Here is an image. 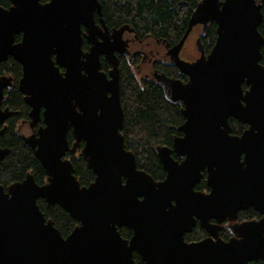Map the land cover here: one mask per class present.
<instances>
[{
    "label": "water",
    "instance_id": "95a60500",
    "mask_svg": "<svg viewBox=\"0 0 264 264\" xmlns=\"http://www.w3.org/2000/svg\"><path fill=\"white\" fill-rule=\"evenodd\" d=\"M9 2V8L0 5V63L11 58L21 66L18 90L32 108L30 117L46 107L39 138L22 141L47 183L37 185L28 174L6 189L0 185V264H136L133 253L144 264L264 262V39L258 32L263 0H201L168 51L188 81L157 78L165 99L183 104L184 118L176 128L183 136L173 138L172 148L154 149L166 174L159 182L136 168L120 133L123 111L113 52L125 44L123 33L132 30L109 31L98 0ZM212 23L216 38L205 55L201 40ZM197 25L202 27L196 41L200 57L186 63L179 52ZM83 38L88 53H82ZM100 56L112 63L110 80L100 72ZM58 67L66 69V78ZM10 87L11 79L0 77V106ZM12 115L0 107V137L1 125ZM229 119L246 126L240 135L231 134ZM69 127L76 139L72 148L66 140ZM81 140L82 158L94 174L87 186L63 159ZM8 152L0 148V162ZM202 173L207 194L194 192ZM39 199L77 222L69 235L62 237L46 220ZM248 208L260 218L237 223L238 213ZM210 220L227 221L232 237L216 238L218 226ZM196 221L210 237L186 243L184 235ZM122 227L131 231L128 240L118 231Z\"/></svg>",
    "mask_w": 264,
    "mask_h": 264
},
{
    "label": "trees",
    "instance_id": "16d2710c",
    "mask_svg": "<svg viewBox=\"0 0 264 264\" xmlns=\"http://www.w3.org/2000/svg\"><path fill=\"white\" fill-rule=\"evenodd\" d=\"M49 0H41L46 3ZM201 0H98L101 5L102 19L109 29H118L128 26L139 38L150 34L175 45L182 38L190 16ZM260 0H256L259 2ZM0 5L9 8V0H0ZM262 22L258 32L264 39V0L262 4ZM216 26L210 25L204 48L210 51L215 41ZM20 36L16 37V41ZM261 61L264 67V44L261 47ZM121 90L122 109L124 111L121 135L127 150L131 151L137 163V168L150 174L154 180L164 177V172L155 155L156 145L170 146L171 134L174 126L182 122L179 111L168 104L158 87L151 84L144 85L141 91L129 74L124 70ZM10 75L15 83L20 76V66L13 59H8L0 64V75ZM243 86V89H246ZM6 105L11 110L18 111L6 121L7 128L0 137V147L7 148L8 154L0 162V185L6 189L10 184L21 182L27 174H31L38 185L46 182V175L40 163L20 141L15 132V123L20 118L26 117L27 107L16 87L6 93ZM231 134L240 135L246 126L234 119H229ZM72 163L74 175L81 186H87L94 180L92 171L87 168L82 156L79 154L66 156ZM201 190L206 189L205 182L199 185ZM37 205L47 220L53 222L54 227L62 237H66L76 227L77 222L70 218L68 213L57 205L47 207L43 200H38ZM240 220H258V213L251 208L238 214ZM121 235L128 238L130 231L122 229ZM201 237L199 229L192 232L189 239ZM138 262L139 258L135 256ZM139 264V263H138ZM251 264H264L257 261Z\"/></svg>",
    "mask_w": 264,
    "mask_h": 264
},
{
    "label": "flooded vegetation",
    "instance_id": "af4514ba",
    "mask_svg": "<svg viewBox=\"0 0 264 264\" xmlns=\"http://www.w3.org/2000/svg\"><path fill=\"white\" fill-rule=\"evenodd\" d=\"M95 22H96L97 25H99V21H98L97 17H95ZM210 25H209V28H210ZM201 29H202V27L200 25L195 26L192 29V31L190 32V34L187 37V39L185 40V42H184V44H183V46H182V48H181V50L179 52V58L183 62L193 63L194 61H196L200 57V54L198 53L196 41H197V39H198V37H199V35L201 33ZM108 30L111 31V29H109V28H108ZM206 36H207V34H206ZM206 36H205L204 39L201 40V44L203 46L205 55H207L208 52H209V51H206L205 48H204V40L206 39ZM20 38H21V36H20ZM122 41L125 43L123 45V47L120 48L119 51H114L113 52V55L116 57L117 62H118V65H117V69H118L117 80H118V86H119L120 104L122 103L121 90H122V84H123V80L122 79H123V77L125 75L124 70L129 72L133 82L137 86L140 87L141 91L144 89V85H146V84H151V85H155L156 87H158L160 89V91L162 92L163 99L168 104H170L171 106H174L175 108H177V110L179 111L180 116L182 117V122H180L177 126L173 127L174 133L171 134L170 146H164V145H161V146L160 145H156L155 146V147H157V146L167 147V148L171 149L172 148V144H173V138L174 137L181 138L183 136V133L178 132L176 130V128H178L184 122V118L181 115V109L183 107V104L181 102H180L179 105H172L171 103H169L165 99L164 93L162 91V87L158 83L157 78L159 76H164L167 79L181 81L183 84L187 83L188 77L186 75H180L179 74L178 69L172 65V63L170 61V57L168 56V51L174 46V44L171 45L167 41L162 40V39H158V38H156V37H154V36H152L150 34L144 36L143 38H139L138 35L135 32H133V31H131V32L125 31L123 33V35H122ZM213 44H212V46H213ZM89 48H90V45L88 44L87 40L85 38H83L82 53H88ZM52 58H54V57L52 56ZM6 61H4V62H6ZM112 69H113L112 63L107 61V60H104L103 56H100V72L104 73L108 80L111 79V77L109 76V72ZM58 72H59V75L61 76V78H63V79L66 78V76H65L66 69H64L62 67H58ZM81 75L82 76H84V75L87 76V74L85 73L84 69H81ZM21 76H22L21 66H20V76H19L18 80L16 81V83H15L14 79L10 75H7V74L0 75V77H8V78L11 79V87L9 89H4L3 99H2L0 107H1L2 110L8 109L10 112L13 113L12 116L17 114L18 111L14 112L13 110L10 109V107L8 105H6V101H7L6 93L8 91L12 90L15 87H16L17 91L19 92V90H18V82H19ZM21 96H22V100H23L25 106L27 107L26 117L25 118H20L15 123V132H16L17 136L20 138V141L22 143H23L22 138L26 139L29 143H34V141H36V139L39 138V132L41 131V129L46 128V124L44 122L45 120H44V116H43V113L46 110V107H44V106L40 107L38 112L35 113L33 117H30V113H31L32 108L30 106H28V104L24 101V96L22 94H21ZM76 110L78 111V109H76ZM122 111H123V109H122ZM12 116L8 117L3 122V124L1 125V128L5 127V130H6V128H7L6 121L9 118H11ZM123 119H124V111H123ZM122 127H123V125H122ZM121 129H120V133H121ZM5 130H4V132H5ZM66 140L68 142L69 148H72V145L75 143V140H76L74 138V136H73V128L72 127H69L67 129V131H66ZM123 142H124V138H123ZM83 144H84V142L81 140L79 142L75 152L66 153L65 156L63 157V159H66V160L70 161L66 156L76 155V154H79V155L82 156L81 149L83 147ZM23 145H24V143H23ZM155 147H154V149H155ZM0 148H2V147H0ZM125 149H126V147H125ZM127 151H129V150H127ZM30 152H32V151H30ZM129 152H131V151H129ZM32 154L34 156L33 152H32ZM172 157H173V159L175 161H178L179 163L181 162V159H178L177 157H175L174 154H172ZM135 162H136V158H135ZM70 163H71V161H70ZM72 167H73V165H72ZM136 168H137V163H136ZM161 168H162V166H161ZM138 170H140V169H138ZM73 174H74V168H73ZM202 174H203V178L195 185L194 192L200 193V194L201 193L202 194H207L209 192V189H208L207 186H206L205 190H201V188L198 187V185L202 181L205 182V173H202ZM165 175L166 174L164 172V177L162 179H160V180H157V181L155 180V181L159 182V181L164 180L165 179ZM46 183H47V176H46V182L44 184H46ZM205 185H206V183H205ZM240 212H243V211H240ZM259 218H260V215H259ZM247 221H252V220H240L239 216H238L237 223H242V222H247ZM210 224L218 226L216 231H214V233L216 234V238H219V239H222L224 241H227L228 239H230L232 237V234H231L232 225H229L227 221H225L222 224L218 225V224H216V222L214 220H210ZM122 229L128 230L127 228H123V227L118 229L120 235H121L120 231ZM197 229H199L201 231V237L198 238V239H189L191 237L192 232L197 230ZM128 231H130V230H128ZM209 231L213 232L212 229L209 230ZM121 237L124 238L122 235H121ZM130 237H131V234L128 236V238H124V239L128 240ZM187 237H189L188 240H187ZM209 237H210L209 236V232L207 230L202 229L200 227V225H199V221H196L195 226L191 229V232L184 235V241L186 243H197V242L203 241V240H205V239H207ZM212 237H213V240H216V238L214 236H212ZM135 256L139 258L138 262L135 260ZM133 259H134L136 264H138V263L139 264H144L141 261L140 257L136 253H133Z\"/></svg>",
    "mask_w": 264,
    "mask_h": 264
},
{
    "label": "rangeland",
    "instance_id": "374dc122",
    "mask_svg": "<svg viewBox=\"0 0 264 264\" xmlns=\"http://www.w3.org/2000/svg\"><path fill=\"white\" fill-rule=\"evenodd\" d=\"M195 31V30H194ZM192 35V34H191Z\"/></svg>",
    "mask_w": 264,
    "mask_h": 264
}]
</instances>
